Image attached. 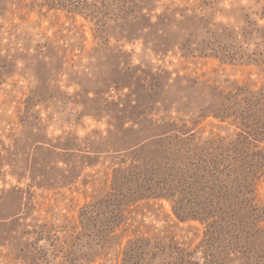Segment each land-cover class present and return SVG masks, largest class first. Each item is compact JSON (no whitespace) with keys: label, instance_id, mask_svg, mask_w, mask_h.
I'll return each mask as SVG.
<instances>
[{"label":"rangeland","instance_id":"rangeland-1","mask_svg":"<svg viewBox=\"0 0 264 264\" xmlns=\"http://www.w3.org/2000/svg\"><path fill=\"white\" fill-rule=\"evenodd\" d=\"M0 264H264V0H0Z\"/></svg>","mask_w":264,"mask_h":264}]
</instances>
